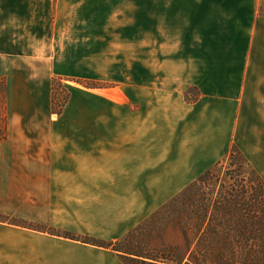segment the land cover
Instances as JSON below:
<instances>
[{
	"label": "crops",
	"instance_id": "0c3cea01",
	"mask_svg": "<svg viewBox=\"0 0 264 264\" xmlns=\"http://www.w3.org/2000/svg\"><path fill=\"white\" fill-rule=\"evenodd\" d=\"M134 1L0 0L4 213L117 242L233 144L264 178V130L239 136L243 120H264L259 0ZM55 81L95 85L56 114ZM52 237L41 255L32 240L0 239V264H125Z\"/></svg>",
	"mask_w": 264,
	"mask_h": 264
},
{
	"label": "trees",
	"instance_id": "16d2710c",
	"mask_svg": "<svg viewBox=\"0 0 264 264\" xmlns=\"http://www.w3.org/2000/svg\"><path fill=\"white\" fill-rule=\"evenodd\" d=\"M263 3L259 0L258 9L264 16ZM62 86L54 82L56 114L63 112L70 99ZM62 234L112 249L125 264H264V178L233 144L226 158L120 241Z\"/></svg>",
	"mask_w": 264,
	"mask_h": 264
},
{
	"label": "rangeland",
	"instance_id": "374dc122",
	"mask_svg": "<svg viewBox=\"0 0 264 264\" xmlns=\"http://www.w3.org/2000/svg\"><path fill=\"white\" fill-rule=\"evenodd\" d=\"M152 1V6H157L158 5V0H151ZM134 6L137 7H142L144 0H135L134 1ZM261 7L264 10V3L261 4ZM262 15V14H261ZM62 83V82H61ZM84 84V85H83ZM62 90L68 91L71 94V91L74 89H81V87H85L87 85L86 83L82 84H72V83H65L68 87H66L62 83ZM94 83H90L88 86H94ZM61 92V89L59 93ZM62 94V92H61ZM198 96V92L192 88L188 91V95L186 97L187 100H195ZM258 106V105H257ZM256 105H250L249 109L254 110L257 108ZM260 109V106H258ZM168 134H174V129L172 127L167 129ZM256 130V131H255ZM264 130V120H261L258 118L257 120L254 119H245L242 122V128L239 131V136L240 139L242 140L243 143L245 144H250L256 141V138L258 137V134H262V131ZM162 133L164 134V131L162 130ZM4 135L3 131L0 132V136ZM165 148V147H164ZM161 154H167L169 153L168 151L164 150L160 152ZM43 222H32L31 220L27 219H21L19 217L14 216L13 214H7L4 213L3 211L0 210V239L4 240H10V239H22V240H32L33 243L38 245L39 247V254L41 255L43 252L46 251H52L51 245L52 235H61L63 231H58L54 229L53 227H50L48 224L45 222V218ZM21 228H26L28 230H23ZM32 230H35L36 232H33ZM19 231L23 232V235H20Z\"/></svg>",
	"mask_w": 264,
	"mask_h": 264
}]
</instances>
